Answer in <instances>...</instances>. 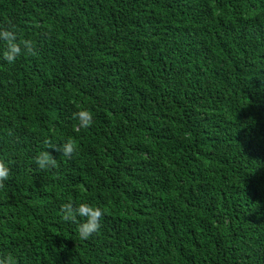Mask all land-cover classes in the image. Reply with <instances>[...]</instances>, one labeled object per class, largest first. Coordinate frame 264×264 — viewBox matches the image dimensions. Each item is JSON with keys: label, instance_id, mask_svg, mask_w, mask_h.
I'll return each instance as SVG.
<instances>
[{"label": "trees", "instance_id": "16d2710c", "mask_svg": "<svg viewBox=\"0 0 264 264\" xmlns=\"http://www.w3.org/2000/svg\"><path fill=\"white\" fill-rule=\"evenodd\" d=\"M10 23L33 48L0 41V259L264 264V0H0Z\"/></svg>", "mask_w": 264, "mask_h": 264}, {"label": "clouds", "instance_id": "9594fccd", "mask_svg": "<svg viewBox=\"0 0 264 264\" xmlns=\"http://www.w3.org/2000/svg\"><path fill=\"white\" fill-rule=\"evenodd\" d=\"M15 29L16 25L11 23L7 28H0V41L6 45L2 55L9 63L15 62L17 57L26 51L30 53L33 48L32 41L19 39ZM73 118L78 121V127L81 129H87L94 124V115L87 109L77 111ZM60 150L65 156H71L76 151V145L73 141H67ZM36 163L41 169H45L49 166H55L57 161L50 151H44L36 158ZM9 176V162L6 158L0 157V189L5 187V182ZM61 211L63 220L67 222L80 220L79 233L82 238L87 239L101 229L104 210L98 205L93 206L90 202H81L76 205L69 201L63 204ZM0 264H15V259L9 255L5 259H0Z\"/></svg>", "mask_w": 264, "mask_h": 264}]
</instances>
